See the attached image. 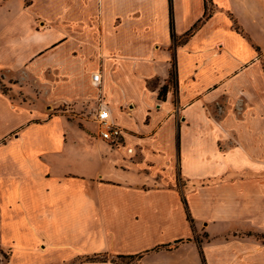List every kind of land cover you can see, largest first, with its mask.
I'll use <instances>...</instances> for the list:
<instances>
[{
    "label": "crops",
    "instance_id": "1",
    "mask_svg": "<svg viewBox=\"0 0 264 264\" xmlns=\"http://www.w3.org/2000/svg\"><path fill=\"white\" fill-rule=\"evenodd\" d=\"M208 4L209 20L176 47L171 13L180 38L204 0H23L13 10L4 72L31 86L34 109L1 104L0 136L14 137L0 147V264H264V125L228 119L237 142H219L206 113L218 97L254 102L226 112H264V0ZM100 101L119 144L46 112L60 103L82 121ZM66 121L81 139L77 169L64 159Z\"/></svg>",
    "mask_w": 264,
    "mask_h": 264
},
{
    "label": "rangeland",
    "instance_id": "2",
    "mask_svg": "<svg viewBox=\"0 0 264 264\" xmlns=\"http://www.w3.org/2000/svg\"><path fill=\"white\" fill-rule=\"evenodd\" d=\"M23 0H0V73L1 71H3L2 74H0V92L1 94H3L5 96V101L2 100V96L0 97V110L1 109V104L6 105V108H4V110L2 112H30L31 108L34 109L32 107V102H31V96H32V90L30 89V85L26 84V83H20V80L18 77H14V75L11 73L4 72V69H8L7 67H9V64L6 62L7 59V55L4 53V50L7 49V45H6V41L8 39H11L12 43L14 45L17 44L16 40H14V38L11 37V35H9L7 33V31L4 30V28H6V25H9L10 21L9 20V16L11 14H13V10L15 8H17V6L22 3ZM212 8L209 6V12L212 13ZM11 11V12H10ZM204 20V17L203 19ZM209 20V19H207ZM207 20H204L202 22V24H200V27L203 25V23H205ZM238 25L235 23L233 24V28L236 29ZM199 27V28H200ZM8 28V27H7ZM240 28V27H239ZM239 32L241 30H238ZM258 62L262 65L263 71H264V54H261V56L258 58ZM205 87V84H200L199 87ZM39 96V95H37ZM40 102H36L38 104V106H40L39 104H41V108H38L37 111L35 112H42L43 109L45 110V101L43 100H39ZM262 103H264V91H262V98H261ZM35 103V102H34ZM244 103V107L248 108L250 105H252L254 102L253 101H245V102H239V101H235V102H231L232 106L234 109H237L239 106H241ZM227 100H222L220 97L215 98L214 100H211L210 102H208L207 104V109L209 110V112L207 113V119L211 120V122L218 127L221 131H222V137L223 139H219V142H222L223 140H227V142H232V143H236L237 142V137H236V133L235 132H229L227 130V124L225 123V121H227L229 119V124L231 125H236L237 123L240 121H246L247 125L250 124H254V125H264V112H258L259 114H257L256 116H246L244 117V114L242 112V114L238 115V112H226L230 105H231ZM67 110V106L66 105H62V104H56L54 105V107L51 109H49V111L47 110L46 112H51L54 115H59V114H68L70 115V118L73 119L75 122L79 123L80 128H82L83 130H85V134L86 135H90V136H94V137H98L97 134V124L95 122V115L97 114V112H88V111H84L81 112V117L83 118L82 121H78L77 116L80 112H65ZM1 112V111H0ZM229 114L231 116H229ZM229 116V117H228ZM6 119H8L6 117ZM2 122L0 123V129L3 128V126L1 125ZM65 128H67L66 130H69V133L67 135V138L69 137V143L71 144H67L66 148L68 150L69 153V157H67L68 155L65 156V162L68 164L70 169H77V166L73 165V163H77V158H78V149H77V145L74 144L73 141L77 142H81V139L78 137L79 134L77 133V129L74 126H68L69 123L66 121L64 122ZM2 126V127H1ZM4 130H6V127H4ZM64 130V131H66ZM229 132V133H228ZM70 134V135H69ZM235 135V136H234ZM226 136V137H224ZM14 135L13 132L10 134H7L5 137L4 136H0V147L2 144L7 143V140H11L13 139ZM264 137V134H263ZM225 138V139H224ZM2 157V156H1ZM1 160V158H0ZM2 163H0V170L3 172L4 169H2ZM264 170V169H263ZM6 208V207H5ZM6 214V213H5ZM8 226V225H7ZM2 226H0L1 228ZM3 228V227H2ZM3 231L5 233V235L8 234L9 229L8 227L6 228V230ZM264 236V235H262ZM198 238L200 239V237L198 236ZM1 251L6 254L8 256L7 251H3L1 249L0 246V258L3 261L5 260V256L3 253H1ZM4 256V257H3ZM7 259V258H6Z\"/></svg>",
    "mask_w": 264,
    "mask_h": 264
},
{
    "label": "trees",
    "instance_id": "3",
    "mask_svg": "<svg viewBox=\"0 0 264 264\" xmlns=\"http://www.w3.org/2000/svg\"><path fill=\"white\" fill-rule=\"evenodd\" d=\"M205 1V14H204V20H207L211 17V13L209 12V2L211 0H204ZM204 20H200L197 24H195L193 26V28L191 30H189L186 34H184L182 37H178L176 34H175V31H174V20H173V15L171 13V37H172V41H173V46L176 47V46H179L181 44H184L186 43L190 38L191 36H193V34L199 29L200 27V24H202V22ZM236 30H240L239 26L236 27ZM177 74H176V64L175 62H173V67L170 71V78H169V85H171L172 87H176L177 85V78H176ZM169 85H165L163 87H161L160 91H159V95H158V98L159 100H165L166 99V95H167V92L169 90ZM188 218L191 222H193L190 214L188 215ZM195 241L197 242L198 246L201 247V240L199 238H195ZM166 247H169V246H166ZM1 253H3L1 251ZM4 254V253H3ZM5 258L8 259V256L6 254H4ZM117 259L119 261H121L122 263H129L132 259H133V256H117ZM86 261H105V258H102L101 256H93V257H87L85 259Z\"/></svg>",
    "mask_w": 264,
    "mask_h": 264
},
{
    "label": "built area",
    "instance_id": "4",
    "mask_svg": "<svg viewBox=\"0 0 264 264\" xmlns=\"http://www.w3.org/2000/svg\"><path fill=\"white\" fill-rule=\"evenodd\" d=\"M93 83L97 86L101 83V75L95 73L92 77ZM98 136L110 144H119L122 139V128L118 126L108 108L107 104L100 101L98 112L95 115Z\"/></svg>",
    "mask_w": 264,
    "mask_h": 264
}]
</instances>
